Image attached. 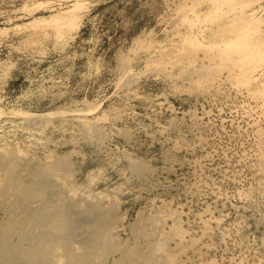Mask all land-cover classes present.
<instances>
[{"label":"rangeland","instance_id":"rangeland-1","mask_svg":"<svg viewBox=\"0 0 264 264\" xmlns=\"http://www.w3.org/2000/svg\"><path fill=\"white\" fill-rule=\"evenodd\" d=\"M77 1L62 38L36 20L75 0H0V148L24 184L48 172L39 190L55 211L79 199L110 212L101 264H264V58L223 54L210 0Z\"/></svg>","mask_w":264,"mask_h":264},{"label":"bare ground","instance_id":"bare-ground-1","mask_svg":"<svg viewBox=\"0 0 264 264\" xmlns=\"http://www.w3.org/2000/svg\"><path fill=\"white\" fill-rule=\"evenodd\" d=\"M75 1L76 2L72 4L74 9L71 11H62L60 13L61 15H53L49 17V19H38L36 21H38V23L39 21L44 22L46 20L53 22L54 25L52 28L56 26V36L63 35L64 25H71L72 27L78 17L76 10L82 9H79L81 5L79 1ZM263 1L264 0H210L215 7L214 10L212 9L213 7H211L212 11H217V16H219L221 20L219 22L220 32L218 34L219 38L217 43H224L223 45L228 44V46H226L227 50L223 49V54L228 56L234 54L240 55L239 58L242 59L243 63L246 65L253 59H257L256 63H259V61L264 58V37L260 34L264 27V17L258 16V12L261 11L258 10L259 8H262V11H264ZM203 2L204 0H194L189 11L196 6L198 8ZM255 3L258 6H256ZM207 4V8H209L210 4ZM198 11L201 12V10H197V13L195 14L194 12V14L198 15ZM65 12H70L71 14L66 15ZM201 18L202 17L198 19ZM215 22L218 23V20ZM36 23L34 24L36 25ZM47 24L48 23H46V25ZM253 24H255L257 32L249 38L250 33L249 27L247 26ZM39 26L40 25H38L37 28ZM42 26L43 25L40 27ZM234 28L237 29L234 30ZM242 34L247 35L243 38L246 40L238 41L239 37L242 38ZM234 40H237V42L234 43ZM249 70H253V66L240 70V74H247ZM260 76L264 77V74ZM18 157L19 155H16L15 150H7L4 147L0 148V168L2 170V174L0 175V207L3 208V210L5 209V212H8L10 216L8 217L9 219L6 217L7 221L0 225V258L18 259L21 257L26 259L27 264H60V255L58 253V255H56V252L60 251L61 254L66 257L65 264H101L105 257H107L109 250L111 251L112 249L110 243L107 246L104 245L108 240L109 221L111 219L109 217L110 212L105 211L101 205L91 201L86 202V204H81L83 201L77 202L79 199L76 198V201L69 199L71 202L69 201L67 203L66 209H62L59 212L55 211V207L50 206L48 198L39 190L41 185L49 182V173L43 172L34 175V177L30 175L33 179L35 178L34 184H36V186H26L27 182L24 184L23 181L25 180L23 179L25 170L22 169ZM58 164L61 169L66 170L63 159L58 160ZM26 177L27 176H25V178ZM72 198L74 199V197ZM30 200L36 201L35 203L38 201V208L32 207L34 206L32 205L31 207L33 209H31L29 206ZM73 210H80L79 212L82 214L85 223H88L87 229H84L82 232V241L79 247L70 243L72 222L68 219V213ZM139 232L142 231L140 230ZM15 235L19 238L20 242L24 244L25 242H29L30 247L25 244L24 248L25 246L28 248H21L23 246H18L21 244L20 242L17 246L16 243L14 245L11 241L12 238L14 239ZM59 238L62 241L56 242L55 239ZM140 253L141 250L135 249L131 251L130 256H134L135 254L139 255ZM55 255L58 259H55ZM96 259H98V262L95 263ZM22 260L18 259V262L21 263ZM18 262H14L13 264H19Z\"/></svg>","mask_w":264,"mask_h":264}]
</instances>
